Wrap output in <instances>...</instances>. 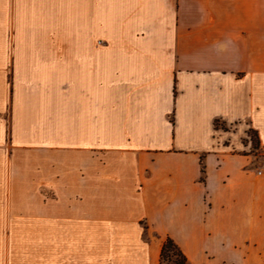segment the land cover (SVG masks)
<instances>
[{
    "label": "crops",
    "instance_id": "0c3cea01",
    "mask_svg": "<svg viewBox=\"0 0 264 264\" xmlns=\"http://www.w3.org/2000/svg\"><path fill=\"white\" fill-rule=\"evenodd\" d=\"M263 167L264 0H0V264H264Z\"/></svg>",
    "mask_w": 264,
    "mask_h": 264
},
{
    "label": "trees",
    "instance_id": "16d2710c",
    "mask_svg": "<svg viewBox=\"0 0 264 264\" xmlns=\"http://www.w3.org/2000/svg\"><path fill=\"white\" fill-rule=\"evenodd\" d=\"M253 135L256 138V135ZM252 144L254 148L257 147V138ZM160 264H188V262L178 246L172 240L167 239L161 250Z\"/></svg>",
    "mask_w": 264,
    "mask_h": 264
},
{
    "label": "rangeland",
    "instance_id": "374dc122",
    "mask_svg": "<svg viewBox=\"0 0 264 264\" xmlns=\"http://www.w3.org/2000/svg\"><path fill=\"white\" fill-rule=\"evenodd\" d=\"M247 135H248V139L247 140H250L252 142L256 141V138L254 137V135L250 131H247Z\"/></svg>",
    "mask_w": 264,
    "mask_h": 264
},
{
    "label": "built area",
    "instance_id": "2783aa9c",
    "mask_svg": "<svg viewBox=\"0 0 264 264\" xmlns=\"http://www.w3.org/2000/svg\"><path fill=\"white\" fill-rule=\"evenodd\" d=\"M263 169H264V167H263Z\"/></svg>",
    "mask_w": 264,
    "mask_h": 264
}]
</instances>
